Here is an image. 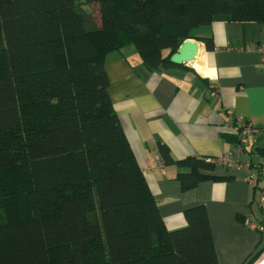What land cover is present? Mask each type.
<instances>
[{"label":"trees","instance_id":"trees-1","mask_svg":"<svg viewBox=\"0 0 264 264\" xmlns=\"http://www.w3.org/2000/svg\"><path fill=\"white\" fill-rule=\"evenodd\" d=\"M217 14L264 22V0H0V264H219L203 205L166 227L105 71L128 44L151 69L186 67L170 55ZM158 153L182 190L214 177L213 161Z\"/></svg>","mask_w":264,"mask_h":264},{"label":"crops","instance_id":"crops-1","mask_svg":"<svg viewBox=\"0 0 264 264\" xmlns=\"http://www.w3.org/2000/svg\"><path fill=\"white\" fill-rule=\"evenodd\" d=\"M193 33L200 68L151 69L133 44L106 53L108 94L166 227L184 226V210L203 205L219 264H243L258 247L250 264H264V232L247 224L264 219V158L255 151L264 135L249 136L245 145L246 156L262 165L257 189L242 165H215L213 178L182 190L176 174L183 168L165 165L158 153L164 143L176 159L216 158L235 147L239 117L264 126V60L248 49L264 43V22L217 14ZM199 37H211L214 48Z\"/></svg>","mask_w":264,"mask_h":264},{"label":"built area","instance_id":"built-area-1","mask_svg":"<svg viewBox=\"0 0 264 264\" xmlns=\"http://www.w3.org/2000/svg\"><path fill=\"white\" fill-rule=\"evenodd\" d=\"M248 49L255 50L260 53L262 59L264 60V43L259 45H251ZM238 126V142L235 144V147L229 153L219 155L216 158H207V160L213 161L215 165L226 167L242 165L244 169H246V179L253 185L256 183L257 178L254 172H251L249 163L243 161L242 159V156L245 155L243 149L248 141L249 136L264 135V126L255 127L241 117L238 119ZM247 224L253 228H261L251 221H247Z\"/></svg>","mask_w":264,"mask_h":264},{"label":"water","instance_id":"water-1","mask_svg":"<svg viewBox=\"0 0 264 264\" xmlns=\"http://www.w3.org/2000/svg\"><path fill=\"white\" fill-rule=\"evenodd\" d=\"M199 51V44L192 38L185 39L175 52L170 55V61L174 64H188L192 62Z\"/></svg>","mask_w":264,"mask_h":264},{"label":"bare ground","instance_id":"bare-ground-1","mask_svg":"<svg viewBox=\"0 0 264 264\" xmlns=\"http://www.w3.org/2000/svg\"><path fill=\"white\" fill-rule=\"evenodd\" d=\"M200 57V55H199ZM201 61L198 58H195L192 62H190V64L195 67V68H200L201 66Z\"/></svg>","mask_w":264,"mask_h":264},{"label":"rangeland","instance_id":"rangeland-1","mask_svg":"<svg viewBox=\"0 0 264 264\" xmlns=\"http://www.w3.org/2000/svg\"><path fill=\"white\" fill-rule=\"evenodd\" d=\"M189 64V63H188Z\"/></svg>","mask_w":264,"mask_h":264}]
</instances>
